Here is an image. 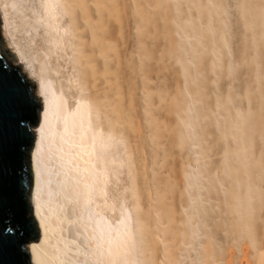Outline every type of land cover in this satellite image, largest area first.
Instances as JSON below:
<instances>
[{"label": "rangeland", "instance_id": "obj_1", "mask_svg": "<svg viewBox=\"0 0 264 264\" xmlns=\"http://www.w3.org/2000/svg\"><path fill=\"white\" fill-rule=\"evenodd\" d=\"M82 1L2 0L0 49L98 113L99 224L139 234L134 264H264V0Z\"/></svg>", "mask_w": 264, "mask_h": 264}, {"label": "bare ground", "instance_id": "obj_2", "mask_svg": "<svg viewBox=\"0 0 264 264\" xmlns=\"http://www.w3.org/2000/svg\"><path fill=\"white\" fill-rule=\"evenodd\" d=\"M70 1L72 7L89 17L82 0ZM1 5L5 10L2 29L7 35L12 32L11 9L7 1ZM47 8L53 19L59 21L61 11L65 10L64 0H47ZM107 53L102 55L105 68L111 61ZM19 54L25 56L20 50ZM39 73L45 107L35 128L38 141L31 156L32 200L41 236L27 249L37 264H134L138 246L142 245L139 234L130 227L114 232L108 220L104 228L99 224L101 185L106 187L109 182L108 175L101 177L99 161L101 151L106 153L109 149L111 137L102 132L104 127L97 120V112L91 113L92 118L84 116L78 124L45 73ZM94 77L97 75L91 80ZM98 95L100 97L97 93L95 98H99Z\"/></svg>", "mask_w": 264, "mask_h": 264}, {"label": "water", "instance_id": "obj_3", "mask_svg": "<svg viewBox=\"0 0 264 264\" xmlns=\"http://www.w3.org/2000/svg\"><path fill=\"white\" fill-rule=\"evenodd\" d=\"M0 39L5 42L1 28ZM42 109L36 85L0 49V264H37L27 246L41 236L31 153Z\"/></svg>", "mask_w": 264, "mask_h": 264}, {"label": "snow or ice", "instance_id": "obj_4", "mask_svg": "<svg viewBox=\"0 0 264 264\" xmlns=\"http://www.w3.org/2000/svg\"><path fill=\"white\" fill-rule=\"evenodd\" d=\"M7 231H11V229L9 228V229H7Z\"/></svg>", "mask_w": 264, "mask_h": 264}]
</instances>
